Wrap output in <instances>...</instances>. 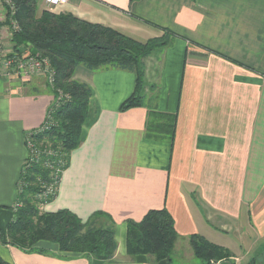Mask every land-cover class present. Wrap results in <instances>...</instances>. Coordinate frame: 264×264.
Segmentation results:
<instances>
[{"label":"crops","instance_id":"0c3cea01","mask_svg":"<svg viewBox=\"0 0 264 264\" xmlns=\"http://www.w3.org/2000/svg\"><path fill=\"white\" fill-rule=\"evenodd\" d=\"M52 9L140 41L161 27L179 37L146 59L145 105L120 110L134 72L78 66L74 74L93 89L83 142L42 208L84 220L110 214L118 247L108 261L52 241L38 242L42 251L3 242L28 156L25 135L43 124L54 94L43 75L0 76V255L13 264H169L127 250V221L166 207L178 232L172 264H196L195 233L231 250L235 264L264 263V0H70ZM149 108L177 114L172 143L146 135Z\"/></svg>","mask_w":264,"mask_h":264},{"label":"trees","instance_id":"16d2710c","mask_svg":"<svg viewBox=\"0 0 264 264\" xmlns=\"http://www.w3.org/2000/svg\"><path fill=\"white\" fill-rule=\"evenodd\" d=\"M6 9L8 17L18 23V28L12 29L15 49L30 48L33 54L48 57L55 74L50 84L54 100L46 119L25 135V144L28 137L32 138L33 152L28 149L17 183L14 216L2 231L3 242L26 251H42L38 242L52 241L62 251L108 261L118 247L116 222L110 214L96 210L84 220L68 208L56 211L41 208L56 197L71 153L83 142L93 89L74 74L80 65L92 70L115 68L134 72L135 89L122 102L120 110L145 105L146 59L156 48L170 45L179 34L161 27L160 36L140 41L71 12L41 9L40 0H11ZM176 122V113L149 108L146 135L172 143ZM55 182L56 192L41 196L44 186ZM177 239L174 218L166 207L150 209L139 221H127V250L131 256L148 254L155 260L167 259L172 264ZM190 244L199 264H218L225 260L235 264L231 250L203 235L192 234ZM0 264L13 263L0 255ZM247 264H257V258Z\"/></svg>","mask_w":264,"mask_h":264},{"label":"built area","instance_id":"2783aa9c","mask_svg":"<svg viewBox=\"0 0 264 264\" xmlns=\"http://www.w3.org/2000/svg\"><path fill=\"white\" fill-rule=\"evenodd\" d=\"M50 8H56L67 4L70 0H45ZM11 0H0V76H9L10 74H17L22 77L31 78L34 76H45L49 84L54 81L55 71L51 66L48 57L39 54H33L30 48L27 49H8L5 45L6 29L12 38V29L18 28V23L12 18L8 17L9 13L6 5H10ZM4 9V14L2 13ZM13 13V11H12ZM27 148L33 152L34 144L32 138H27ZM34 155L37 152L34 150ZM55 184L44 186V191L41 196L46 194H53L56 192ZM19 205V204H16Z\"/></svg>","mask_w":264,"mask_h":264},{"label":"rangeland","instance_id":"374dc122","mask_svg":"<svg viewBox=\"0 0 264 264\" xmlns=\"http://www.w3.org/2000/svg\"><path fill=\"white\" fill-rule=\"evenodd\" d=\"M44 8H50V6H48V4L46 3V1L44 0L43 1V4H41V9H44ZM40 9V10H41ZM2 13L4 14V9H3V11H2ZM80 66H82V65H80ZM41 208H42V205H41ZM43 209V208H42ZM192 247V246H191ZM193 250V249H192ZM194 252V251H193ZM195 255V254H194ZM196 257V256H195ZM247 260H249V259H251L250 257H247L246 258ZM261 261H263L264 262V256H263V258L261 259ZM200 263V261L196 258V264H199ZM248 263V262H247ZM242 264H245V263H242ZM262 264H264V263H262Z\"/></svg>","mask_w":264,"mask_h":264},{"label":"water","instance_id":"95a60500","mask_svg":"<svg viewBox=\"0 0 264 264\" xmlns=\"http://www.w3.org/2000/svg\"><path fill=\"white\" fill-rule=\"evenodd\" d=\"M218 264H233L230 260H225V261H222Z\"/></svg>","mask_w":264,"mask_h":264}]
</instances>
